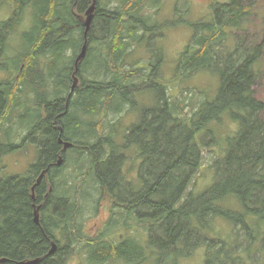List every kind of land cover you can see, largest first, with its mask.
I'll list each match as a JSON object with an SVG mask.
<instances>
[{"label": "trees", "instance_id": "obj_1", "mask_svg": "<svg viewBox=\"0 0 264 264\" xmlns=\"http://www.w3.org/2000/svg\"><path fill=\"white\" fill-rule=\"evenodd\" d=\"M146 1L96 0L86 55L74 73L84 41L79 18L92 0H0V10L13 8L0 19V166L26 146L35 151L24 174L0 168L2 264H64L76 252L85 253L84 264H177L196 250H203L204 264H264V100L254 92L262 78L264 17L252 23L250 0L215 4L209 20L190 25L167 81L159 60L127 65L139 44L165 27L141 12ZM15 35L22 44L10 53ZM199 74L217 78L212 95L199 92L194 106L186 88L181 97L171 95L174 84ZM140 95L150 103L142 109ZM126 112L137 118L121 135L118 122L99 121ZM223 119L236 128L219 138L215 125ZM58 137L72 147L59 167H49L56 164ZM219 141L223 153L210 165L212 182L197 193L203 150ZM69 152L77 153L74 160ZM129 159L137 165L124 171ZM83 162L111 204L103 230L85 242L79 191L57 182L68 165L82 175ZM44 169L34 203L47 181L52 193L36 224L30 185ZM119 228L126 234H114Z\"/></svg>", "mask_w": 264, "mask_h": 264}, {"label": "rangeland", "instance_id": "obj_2", "mask_svg": "<svg viewBox=\"0 0 264 264\" xmlns=\"http://www.w3.org/2000/svg\"><path fill=\"white\" fill-rule=\"evenodd\" d=\"M225 2L226 0H149V2H143L141 12L143 14H147V16H149L151 19H153V21H156V23L160 24L161 26L165 25V27L161 29L160 34L156 33L150 36L151 40L147 45V40L139 44V46L135 49L134 54L127 58V65L133 63L134 65L138 66L140 64V66L144 68L150 60H159L161 63V77L169 81L173 76V68L175 66L176 59L179 53L183 50L184 46L188 44L191 37L192 29L190 25L202 19L209 20L212 16L213 6L217 3L222 4ZM250 3L253 5V9L255 10L253 17H251V21L254 23V25L260 24L261 19L264 17V0H250ZM185 4L189 8H185ZM12 12L13 8L10 11H6V9L2 8L0 10V19L4 18L7 20ZM177 12H181V14L178 15ZM22 29H24V26ZM261 30L263 29H259L260 32ZM16 35L13 36L9 41V47L11 50L10 53L14 49L20 47L22 44V40L19 37L20 34L18 36ZM152 51L153 53H156L155 58ZM261 64L262 78L255 86L254 92L259 99L264 100V56L261 60ZM4 76L5 75L0 72V81ZM218 84V80L215 76L209 74H199L194 76L192 79L183 82L181 87L174 84L171 89V95L174 98L181 97V88H186L188 91H185L183 95H186V101L191 102L194 106L202 100V96L198 94L199 92L203 93L206 91L208 95H212L216 91V88H218ZM140 96L137 97L138 100L141 98L138 103V108L142 109L147 107L150 103L147 99V95ZM212 97H214V95L211 96L210 99ZM136 118L137 117L134 113L132 114L126 112L125 114L122 113L121 116L118 114L109 115L108 117H105L106 120L100 119L99 121L103 124H106L107 121L108 123L118 122V135H121L131 123L136 122ZM215 126L219 138L230 134L236 128L234 123L227 119H223L218 125L216 124ZM15 129L17 128L15 127ZM116 138L117 140L115 141L120 143L118 140L122 139L121 136ZM223 146L224 142L219 141L217 146L214 148H206L203 150L202 171L195 183V189L197 190V193H201L206 190L207 186L212 182V169L210 168V165L213 163L216 157L223 153ZM121 149H123V147H121ZM127 150L130 153L134 152L132 151L133 149L130 148ZM128 151L127 154H129ZM68 154L73 160L77 156L76 152H69ZM34 160L35 151L33 150V147L26 146L22 150L4 156L0 168H3L4 173L11 175H21L24 174L27 171V168H29V166L34 163ZM83 163L85 168H83L82 175H77V172L73 170V167L68 165L65 167V170H63L62 178L58 179L57 182L59 183L60 181V184L62 185L65 180L69 181L71 184H74L77 191H79L78 197L82 200H80L82 209L79 213V224L81 226V232L83 235L82 242H85L86 237L94 238L103 230L104 223H106V221L111 217V204H109L107 200L103 201L99 191H97L96 183L94 184L92 178L88 175V163ZM123 163L125 165L124 171L130 170V166L133 168V165L135 167L137 165L135 162L134 164L131 163L130 159L124 161ZM132 168L131 171H134ZM131 173L134 174V172ZM84 182L85 184L83 185ZM116 231L117 232H114V234H126L125 230L122 228H119ZM203 259V250H196L190 258L180 260L177 264H204ZM84 260L85 253L76 252L71 255L64 264H84ZM115 264L122 263L118 262ZM144 264L155 263L151 259Z\"/></svg>", "mask_w": 264, "mask_h": 264}, {"label": "water", "instance_id": "obj_3", "mask_svg": "<svg viewBox=\"0 0 264 264\" xmlns=\"http://www.w3.org/2000/svg\"><path fill=\"white\" fill-rule=\"evenodd\" d=\"M95 9H96V0H92V3L87 8V10L85 11L84 16L79 18L83 27H84V32H83L84 41H83V44L81 46L80 52H79V54L76 57L75 62H74V73H76L78 71V64L80 63V61L82 59H84V57L86 55L87 34L89 32V29H90L92 21H93ZM77 83H78V79L75 76H73L72 86L70 89L71 93H73L75 87L77 86ZM59 142L62 143V140L60 139ZM71 145L72 144L69 142H64L63 143V151H66L69 147H71ZM62 161H63L62 157H59L56 165H58V166L61 165ZM44 174H45V171H43L39 175L36 184L31 188L32 200H34V198H35L34 188L40 183V180L42 179ZM33 221L36 224L39 222L38 208H36V210L34 212ZM54 251H55V245L52 244L48 255H51ZM39 261H40L39 259H34V260L21 261V262H18L17 264H37ZM5 262H7V259H5V258L0 259V264L5 263Z\"/></svg>", "mask_w": 264, "mask_h": 264}, {"label": "flooded vegetation", "instance_id": "obj_4", "mask_svg": "<svg viewBox=\"0 0 264 264\" xmlns=\"http://www.w3.org/2000/svg\"><path fill=\"white\" fill-rule=\"evenodd\" d=\"M59 137L57 138V143H58V145H59V153L57 154V159H56V163H57V160L59 159V157L60 156H64L63 154H64V152L65 151H63V143L65 142V141H63L62 139V143H60L59 142ZM71 147H72V145H71ZM71 147H69V148H71ZM63 153V154H62ZM63 160V159H62ZM53 166H57L56 164H53V163H51V164H49V167H53ZM48 167V168H49ZM57 167H59V166H57ZM43 171H45V174L43 175V177H42V179L48 174L47 173V169H44V170H42L40 173H39V175L43 172ZM2 173H4V172H2ZM39 175L36 177V178H34V179H32V183H31V185H30V194H31V188L36 184V182H37V179H38V177H39ZM42 179L40 180V183L37 185V186H39L40 184H41V182H42ZM36 186V187H37ZM35 187V188H36ZM35 188H34V193H35ZM51 193H52V186L50 185V183H48V181H47V185L45 186V187H43V194L41 195V198L39 199V203L38 204H36V203H34V201H35V199L34 200H32L33 201V203H32V208H33V217H34V212H35V210H36V208H38V216H39V218L41 217V208L42 207H44V206H48V204L50 203V196H51ZM35 195V194H34ZM32 199V198H31ZM104 200H106L105 198H103V201Z\"/></svg>", "mask_w": 264, "mask_h": 264}, {"label": "bare ground", "instance_id": "obj_5", "mask_svg": "<svg viewBox=\"0 0 264 264\" xmlns=\"http://www.w3.org/2000/svg\"><path fill=\"white\" fill-rule=\"evenodd\" d=\"M113 86V85H112Z\"/></svg>", "mask_w": 264, "mask_h": 264}]
</instances>
